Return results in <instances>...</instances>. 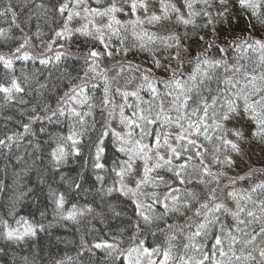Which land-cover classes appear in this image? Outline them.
I'll use <instances>...</instances> for the list:
<instances>
[{"label":"snow or ice","instance_id":"obj_1","mask_svg":"<svg viewBox=\"0 0 264 264\" xmlns=\"http://www.w3.org/2000/svg\"><path fill=\"white\" fill-rule=\"evenodd\" d=\"M0 24V155L25 165L0 257L71 224L50 264H264V0H0ZM32 172L47 225L15 216Z\"/></svg>","mask_w":264,"mask_h":264},{"label":"trees","instance_id":"obj_2","mask_svg":"<svg viewBox=\"0 0 264 264\" xmlns=\"http://www.w3.org/2000/svg\"><path fill=\"white\" fill-rule=\"evenodd\" d=\"M0 26H6L0 24ZM47 30V29H46ZM81 44L83 45V38L77 39L74 41L73 50H75V45ZM129 59H133V57H129ZM111 62H107L106 64H110ZM67 64L70 67H78V63L73 60H68ZM30 68L41 69V71L47 73V70L43 69L41 65L37 62L34 66L29 65ZM53 71H55L53 69ZM113 73H110V75ZM44 77L42 76L41 79ZM121 86H123V79L120 81ZM119 99V98H118ZM14 112V109L6 110L5 114H10ZM99 119V116H97ZM0 123H3L0 121ZM32 149L27 145V140H25L17 151L13 149V153L17 155H25V159L31 164V158L26 155V152H31ZM259 157V156H256ZM47 161H44L46 164ZM252 163L259 167L261 164H264V160H254L252 158ZM37 165L41 166V162L37 161ZM25 165L23 163H18L15 160V156L12 155L8 158H5L3 155H0V183L4 185L3 191H0V218L8 219L11 223L13 221V217L9 215L13 211L12 203L15 199L16 195H18V190L16 186L13 184V172H18ZM77 164L75 162L70 163L69 168H76ZM67 170V169H66ZM255 179H264V177H255ZM25 188L31 187L33 189L32 193L22 200L20 203L15 205V216L16 218L20 216H24L27 219L42 222L44 224H48L49 221H52V206L49 204L46 198L47 185L40 186L37 183V174L36 172L30 173L27 177H25L24 181H22ZM244 187L248 186V182H244ZM43 189V190H42ZM73 201H78L79 203H85V196H75L72 197ZM41 212H44L45 215L42 217ZM96 227H103L98 222H94ZM113 227H115V222L112 223ZM75 225L68 224L67 227L57 225L51 229V235L47 233H40L37 240L34 242H30L28 245H23L19 248H11L10 252H15L19 255H28L32 257L35 252H38V256L35 257L37 260V264H50L53 259L63 258L65 255L73 256L76 255V244L79 241V233L75 231ZM83 227V226H82ZM67 242V243H65ZM31 243L36 244V249L31 248ZM4 242L0 241V247H3ZM0 264H10V257H0Z\"/></svg>","mask_w":264,"mask_h":264},{"label":"rangeland","instance_id":"obj_3","mask_svg":"<svg viewBox=\"0 0 264 264\" xmlns=\"http://www.w3.org/2000/svg\"><path fill=\"white\" fill-rule=\"evenodd\" d=\"M253 159H254V160H257V159L260 160L261 158H260V157L253 156Z\"/></svg>","mask_w":264,"mask_h":264}]
</instances>
